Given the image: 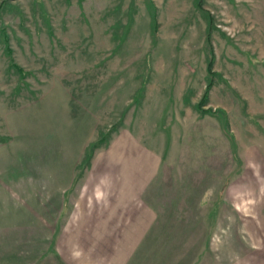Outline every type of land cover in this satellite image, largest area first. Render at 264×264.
I'll return each instance as SVG.
<instances>
[{
	"label": "rangeland",
	"instance_id": "374dc122",
	"mask_svg": "<svg viewBox=\"0 0 264 264\" xmlns=\"http://www.w3.org/2000/svg\"><path fill=\"white\" fill-rule=\"evenodd\" d=\"M0 264H264V0H0Z\"/></svg>",
	"mask_w": 264,
	"mask_h": 264
},
{
	"label": "trees",
	"instance_id": "16d2710c",
	"mask_svg": "<svg viewBox=\"0 0 264 264\" xmlns=\"http://www.w3.org/2000/svg\"><path fill=\"white\" fill-rule=\"evenodd\" d=\"M212 62H213V59L211 58L209 61H208V64H207V74H208V80H207V84H206V88H205V91L200 99V101L198 102V105H202V103L205 101V99L207 98V95H208V92H209V89L213 83V80H212V77H214L216 75V73L212 70ZM208 112L211 113V110H206ZM204 112V111H202ZM214 114V113H213Z\"/></svg>",
	"mask_w": 264,
	"mask_h": 264
}]
</instances>
